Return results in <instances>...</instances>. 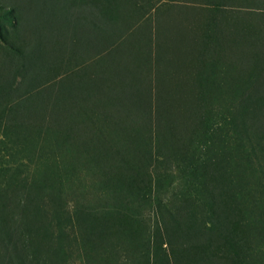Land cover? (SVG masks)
I'll return each mask as SVG.
<instances>
[{"label":"rangeland","instance_id":"374dc122","mask_svg":"<svg viewBox=\"0 0 264 264\" xmlns=\"http://www.w3.org/2000/svg\"><path fill=\"white\" fill-rule=\"evenodd\" d=\"M57 1L59 2V0ZM226 1L134 0L144 9L146 4L150 6V8H146V13L140 16L138 23L146 33L147 31L150 33L151 44L148 46L143 41L141 45H138L136 52L139 51L137 54L141 55L139 60H135V55L130 60L127 57L121 58L123 63L117 60L120 65L115 67L114 71L118 73L115 80L122 82L121 88L127 91L131 82H136L138 87L133 92L130 91L133 94L132 99L128 97V94L121 99L120 106L118 103L120 99L109 97L110 102L112 100L116 102V104L114 103L116 109L110 105L105 108L108 112V114L106 113L108 119H123V126H130L128 128L130 136L125 137L126 132L119 128L122 125H118L116 134L119 137H115L114 140L122 143L123 147L129 151L133 149L135 153L132 156L138 155L147 161L145 166L148 169L147 177H151V186L150 189L142 193L132 187L129 189L121 187L118 181L104 184L105 186L101 185L103 178L100 171L93 167V163L86 161L88 160L86 152L82 153L79 147H75L80 143L76 134L81 132L82 126L85 131L91 132L95 127L94 121L97 125L104 124V115L100 113L103 110L98 109L96 105L92 107L87 101L81 104L76 94L72 98H66L63 104L67 110L63 113L62 110L56 109L54 106L53 96L56 94L50 93L51 95H49L47 93L49 88L60 90L65 78L70 73H77L79 76L76 77L79 79L83 77L80 73L83 75L87 73L89 74L87 80L91 82L92 72L97 70L101 72L103 67L106 68L110 65L114 67V64H110L113 55L112 59L122 56L117 52L119 49L115 46L116 44L110 46L106 40L100 39L101 32L98 31L100 34L97 32V27L104 32L106 28L100 21L99 14L97 16L98 12L92 9L91 5H88L86 1L79 2V0L71 4L68 14H64L68 17L65 19L66 23H62L60 19L61 26L58 22L57 24H46V19L42 22L44 29L41 32L49 41L54 39L63 41L62 37H66L68 29H75L74 32L81 39L79 43L76 41L78 51L74 52L70 60H67L68 53L67 55L64 53V57L59 60L61 70L55 79L60 77V80L53 79L54 85H48L46 81L40 83L41 80H37V87L29 82L23 69L16 70L13 66L4 68V62L0 63V72H2L0 79L3 81L9 79L4 84L12 81L11 89L13 90L9 92V95L10 89L8 88L0 93V214L7 219V224L0 219V251L4 250V238H2L4 232L10 231L13 235L22 230L18 229V216L14 212V206L17 204L16 199L19 200V198L23 200L21 203H24L25 193L30 192V185L33 183L36 184V189L40 188L37 192L41 193L39 195L36 191H31V193L37 194L39 199L35 201V204L32 203L33 209L30 217L32 214L34 215L35 223H32V218H30V223L27 226L30 233L26 231L24 240L25 244L31 245L33 254L29 258L34 257L37 261L35 264H135L133 255H137L138 251L134 253L133 246H129L132 242H129L124 233L117 235L118 229L115 224H124L123 226L128 229L126 215H129L131 217L129 231H132L135 222L137 230L143 229L144 233L149 236L148 248L151 256L153 235L151 236L150 233L152 234L155 225L160 224L163 220H170L172 217H176L177 220L184 211L180 209L181 203L188 204L190 211L200 205V203L196 204L199 183L190 176L185 160L183 161L185 167L181 168L182 157L179 153L190 148L202 147L204 144L209 149L213 148L212 140L207 141L209 139L201 137V134L206 130L205 115L208 117L210 115L211 121L213 118L221 116V118L229 120V125L234 119L238 122L235 124L237 127L239 120L234 114L239 108L237 105L240 99L254 100L264 96V69L256 71L253 76L247 75L245 82L240 87L241 91L238 89L239 83L237 85V79H235L239 65L251 63L253 57L250 55L252 54L258 55L259 58L256 60L261 68L264 67V40L254 42L251 35L254 30L259 28L264 31V0ZM52 3L53 0H0V5L6 6L3 12H11L12 10L9 9L16 5L21 14L24 13L23 11L27 13L36 11L34 5L41 11L39 5L44 10ZM4 13L0 14V31H2L0 33V48L4 49L3 52L13 56L14 52L12 54L6 42H9L8 33L12 32L13 23L16 24V20L13 18V12L10 14L11 23L2 19ZM27 13L24 14L27 15ZM90 14L94 16L90 17ZM225 17H232L231 20L236 22L238 20V26L235 28L245 29L247 27L246 29L250 31L251 44L246 45L244 41L237 44L239 51L245 49L248 52L250 47L252 49L250 54L245 51L239 54L237 50V53H232L229 50H233L230 47L234 45L231 44L230 47H226L224 55L219 60L215 54V57L209 54L210 50L204 44H198L196 50L194 47L182 50L185 48L183 47L176 53L169 54L168 58L161 54L160 59L155 60L157 55L155 44L158 41L162 40L165 43V47L164 44L162 45L165 52L167 47L173 49L175 43L170 44L173 42L171 38L176 32L175 28L184 29L185 24L190 22L193 27L189 26V28L193 29L197 27L194 26L200 20L201 23L205 22L200 25L201 31L219 33L224 26H228V19ZM249 22L254 26H251ZM179 23L182 25L178 26ZM205 24L208 26L206 27ZM90 25L93 27L95 25L96 28H89ZM158 27L164 32V35L158 33ZM20 29L18 30L20 31ZM261 33L264 34V32ZM1 34L4 35L5 40ZM200 38L206 40L202 34ZM69 44L73 46L72 40L69 41ZM184 52L188 55L186 58L182 56ZM178 54L181 55L180 58H178ZM226 55L229 58H226ZM167 59H171L170 64L165 61ZM0 61H2V56H0ZM124 62L128 63L124 64ZM248 76L249 80H247ZM76 77L75 79H77ZM231 80L235 81V91L231 88ZM75 82L77 81L73 79L72 85ZM28 83L33 86L28 88ZM51 85L53 86L51 87ZM68 89H72V87H68ZM40 90L42 95L37 96L35 93ZM82 91L86 93H83L82 97L85 100L89 97L93 103L95 102L94 98L101 100L103 97L93 95L91 91H95L94 89L87 88ZM185 94L186 100L184 102L179 100L183 99ZM2 97L4 100L1 99ZM141 98H147L149 104L141 107V103L137 101ZM159 99L162 102L157 105ZM195 100H197V104L193 102ZM188 104H191L202 118L204 116V121L199 120L201 123L199 129L194 130L198 132L199 137L189 130L182 136L181 141L179 139L178 143L176 134L182 130L179 135L181 136L183 129L192 126L190 123L192 116L184 109ZM15 106L18 108H14ZM156 107L160 108L158 113ZM77 113L79 114L77 115ZM84 120L87 122L82 125ZM244 122L251 125L252 133L258 131L257 134L261 136V129L264 131V117L253 120L245 116ZM217 125H220L218 120L213 121L211 130L215 129ZM106 126L107 124L102 127ZM228 127L225 132L227 136L231 135ZM34 129L37 130L36 138H32ZM148 130L155 137L150 142L147 139L146 132ZM156 130H158L157 135L160 138L166 137L167 140L156 138ZM62 131L70 132L71 137L68 140L64 139ZM214 133L216 132L205 134L207 137ZM134 135L140 137L137 138L140 141L139 144L135 142ZM16 137L22 141L21 144L17 142ZM30 137L34 147L29 145L25 146L27 148L25 149L23 141L26 139L28 141ZM171 144L172 149L168 147ZM135 145L142 150L145 149L150 157H144L143 151L136 153ZM156 172H160V176H162L160 180L165 177L170 180L159 186L160 189H157L153 182ZM17 178L23 180L13 183ZM147 184L148 181L140 183L138 186L142 187ZM113 185L115 187H112ZM52 192L55 194L51 195ZM177 208L179 211L176 213ZM202 208H204L202 213L205 214L206 205ZM81 210L84 213L88 211L90 214L91 212H100L99 215L102 219L98 218V224L94 226L90 222L91 219L84 217ZM159 211H163V213L160 214ZM59 214H62L61 217L64 219L57 222L56 217H60ZM11 216H13L12 220L16 221L15 223L8 220ZM205 218L199 212L197 215L191 216L194 221L198 220L197 225L201 224V228L205 224L203 222ZM35 230L36 234L31 232ZM164 232L160 228V234L164 235ZM45 234L47 237H44ZM18 237L14 235L11 240H19ZM160 239L161 248L166 250L165 237ZM4 257H7V254H4ZM16 259L18 262L15 261ZM19 260L21 257L16 256L12 258V263L20 264ZM1 261L6 262L5 258H1Z\"/></svg>","mask_w":264,"mask_h":264},{"label":"trees","instance_id":"16d2710c","mask_svg":"<svg viewBox=\"0 0 264 264\" xmlns=\"http://www.w3.org/2000/svg\"><path fill=\"white\" fill-rule=\"evenodd\" d=\"M82 1H86L88 5H91L92 9L98 12L96 14L97 16L99 14V19L106 28L104 32L97 27V32H101V34L98 32L100 34V39L106 40L110 46L116 44L115 46L119 49L117 52L122 56L120 58L116 56L117 59H112L114 58L113 55L110 64H114V67L110 65L106 68L103 67L101 72H98V70L92 72L94 78L92 77L91 82L87 80L89 74L85 73V75H83L80 73L83 77L80 76L81 79H79L76 77L79 75L74 72L75 74L70 73V75L65 78L60 90L49 88L47 93L49 95L52 93L56 94L53 96L54 106L56 109L59 108L62 110L63 113L67 110V107L63 104L66 98H72L76 94L81 104L87 101L92 107L96 105L98 109L104 111L100 112L104 115V124L102 126L105 124H107V126L102 127L101 124L97 125L94 121L95 127L93 129L91 126V129H93L91 132L85 131L82 126L81 132L75 133L76 137L80 139V143L75 147H79L82 153L86 152V157L88 158L86 161L88 163H93V167L100 171L103 178L101 185L105 186L104 184H111V182L118 181L120 183L119 186L121 185V187L126 189L132 187L133 189H137L139 193H142L150 189L151 186V177H147L148 169L145 166L147 161L141 156H132L135 153L133 149L129 151V149L123 147L122 143L114 140L115 137H119L116 134L118 125H122V127L119 126V128L126 132L125 137L130 136V130H128L130 126H123V119H108L106 116V113L108 114L106 108L110 105L114 106L116 109V102L113 100L110 102L109 97L112 99H120L118 101L120 106L121 99L127 94L128 97L132 99L133 94L130 91L133 92V90L138 87L136 82H131L127 87V91H125L121 88L122 82L115 80L118 73L114 70L117 65H120L118 61L123 63L121 58L127 57L130 60L131 58L133 59L135 55V60H139L141 55L137 54L139 51L136 52V49L138 50L137 47L141 45V42L145 41L148 46L151 44L150 33L148 31L146 33L138 23L140 16L144 15L146 13V8H150V6L146 4L144 9L134 2V0H79V2ZM74 2H78V0H59V2L53 0V3L44 10H42V6L39 5L41 11L34 5L36 11L32 13L23 11L27 13V15L24 13L21 14L18 8H16V5L9 9L12 10L11 12L4 11L6 12L4 13L3 10L6 6L1 4L0 14L4 13L2 19L8 20L11 23L10 14L13 12V18L16 20V24L13 23L14 27L12 32L8 33L9 36L7 38L9 42H6L8 43L7 46L10 48L7 47V49L11 50L12 54L14 52L13 56L3 52L4 49L2 50V48H0V56H2V61H0V63L4 62V68L13 66L16 70L18 68L23 69L24 75L26 74L29 78V82L37 87V80H41L40 83L46 81L48 85H54L55 82L53 79L60 74L59 71L61 70L59 60L61 57H64V53L66 55L68 53L67 60H70L74 52L78 51L76 44L77 42L79 43L81 39L78 38L74 32L75 29H68L66 31V37H62V39H64L63 41H60V39L49 41L42 33L44 29L42 22L46 19V24H57L58 22L59 26L62 25L61 21L62 23H66L65 19L68 17L64 14H68V10H70L69 7L71 4H74ZM92 16L94 15L90 14V17ZM231 18L232 17H225V19H228V26H224V28L221 29L223 36L221 31H219V33H206V30L201 31L200 25L205 22L201 23L200 20V23L198 22L195 24L194 27L197 26L196 28H189L192 24L190 25V22H187V24L184 23V29L175 28L177 33L173 29L175 34L172 35L171 41L173 42L170 45L175 43L176 46L174 45L173 49L172 47H167L165 52V43L162 40H160L161 42L158 41L155 44L157 53L155 60L160 59L161 54L166 55V58H168L170 57L169 54L176 53L178 49L183 47L185 48L182 50H187L189 47H194L196 50L198 44H204L206 48L210 50L209 54L212 56L215 54L216 58L219 60L221 56L224 55L226 47H230L231 44L234 45L230 47L233 50H229L232 53H237L238 51L240 54L245 51V53L250 54L252 51L250 47L248 52L245 49L239 51V46L237 47V44L243 41L246 42V45L251 44L249 36L250 31L246 29L247 27H245V29L239 27L238 31V29L235 28V26H238V20L236 22L231 20ZM84 20L86 19L84 18ZM206 24L205 26L207 27L208 25ZM249 24L254 26L250 22ZM181 25V23L178 24V26ZM91 27L96 28L95 25L94 27L90 25L89 28ZM233 27L234 29H232ZM18 29H20V31ZM261 29L262 28H259L258 30H254L253 34L251 33L254 42L257 40H264V34L261 33L264 31ZM157 31L159 34L164 35V32L161 31L159 27ZM0 33H2V31H0ZM201 34L206 37V40L200 38ZM1 37L5 40L3 34H1ZM70 40H72L73 46L69 44ZM163 44L164 47H162ZM254 55H250V57H253L251 63L240 64L238 67L235 79H237V85L239 83V90L242 83L245 82V77L247 75L253 76L256 71L264 69V67H260L256 60L259 58L258 55ZM178 56V58L181 57L180 54H178ZM182 56L186 58L188 55L184 52ZM227 57L228 55H226V58ZM244 60L247 61V59ZM165 61L170 64L171 59ZM128 62H124V64ZM135 65H137V63H135ZM99 66H101V63H99ZM135 67L137 68V66ZM1 74L2 72H0V76ZM249 76L247 80H249ZM75 77L77 79H75ZM73 79L77 81L74 85H72ZM8 80L9 79H5L3 81L0 79V93H3V90L7 88L10 89L8 95L10 94L9 92L13 91L11 89L12 81L4 84V82ZM55 80H60V77ZM232 80L231 88L235 91V81ZM87 81L88 83H86ZM30 83L27 84L28 88L33 86L30 85ZM53 85H51V87ZM68 87H72V89H68ZM87 88L94 89L95 91H91L93 95L103 96L102 99L99 100L98 98H94V103L89 97L85 100L82 96L86 93L82 90ZM41 93L40 90L35 94L39 96L42 95ZM122 94L124 95L122 96ZM186 94L184 98L181 97L183 99L179 100L184 102L186 100ZM1 99L4 100L3 97ZM54 99L56 100L54 101ZM248 99L249 98L240 99L237 105L239 108L234 114L238 117L237 120H239L237 127L235 124L238 122L234 119L231 120L229 125V120L221 118V116L220 118H213L212 116L213 121L216 122L218 120L220 125H217L215 129L211 130L213 121L210 120V115L209 117L205 115L207 119L205 133H216H214V135L209 134L207 137L206 134L203 133L201 137L209 139L207 141L212 140V149H209L204 144L202 147L190 148L179 153L182 157L180 163L181 168L185 167L183 164L185 160L190 176L194 177L199 183L196 204L200 203V205L195 206L194 210L190 211L188 204L181 203L180 209L184 211L177 220L176 217H172L170 220H163L160 224L157 223L155 225L152 234L150 233L151 236L153 235L151 256L148 248L150 244L149 236L144 233L143 229L138 231L135 227V222L132 231H129L131 224V217L129 215H126L128 229L123 226L124 224H115V227L118 229L117 235L124 233L129 239V242H132L129 246H133V251L135 250L134 253L138 251L136 253L137 255H133L135 264H170V262H172V264H264V131L261 129V136L257 134L258 131L252 133L250 131L251 129L253 130L251 125H248L247 122L245 124L244 122L245 116L253 120L264 117V96L257 97L254 100ZM137 101L141 103V107H145L149 104L147 98L137 99ZM161 102L162 100L159 99L157 105H160ZM193 102L197 104V100ZM27 104L29 105V103ZM169 105L171 106L170 102ZM185 107L184 109L190 112L192 116L190 121L192 126L191 128L183 129V134L181 136L179 135L182 133V130L177 133L178 135L176 134V136H178V143L179 139L181 141L182 136L188 133L189 130H191V132L193 131L192 134L199 137L198 132L194 130L199 129V125L201 124L199 120L204 121V116L202 118L199 113L197 114V110L192 107L191 104ZM14 108L18 107L15 106ZM159 109V107H156L157 113ZM78 114L79 113H77V115ZM86 122L87 121L84 120L82 125ZM227 127L228 130L231 131V135L229 136L225 135ZM208 128H210L211 131L208 130ZM70 131L72 132L71 129ZM36 133L37 130L34 129L32 138H36ZM69 133L70 132H63V138L68 140L71 137ZM146 133L149 142L152 138H155L150 130ZM157 134L158 130H156V138L163 141L167 140L166 137L160 138ZM134 137L135 142L139 144L140 141L137 140V138L140 137L136 135H134ZM32 138L30 137L28 141L27 139L23 141V147L25 149H27L26 147L29 145L34 147ZM16 140L20 144L22 143V141H19L18 137H16ZM134 147L137 148L136 153H141L143 151L144 157H150L145 149L142 150L138 148L137 145ZM168 147L172 149V144ZM184 149H186V147H184ZM160 175V172H156L153 179L154 186H156L157 189H160L159 186L164 185V182L168 180L167 177L160 180L162 177ZM19 180L23 179L17 178L13 183ZM147 181V185H143L142 187L138 186V184ZM112 187L115 186L113 185ZM23 189L25 190L26 188ZM39 190L40 188L36 189V184L33 183L30 185V192L25 193L26 197L24 203H21L23 200L20 198L19 200L16 199L17 204L14 206L16 211L14 210V212L18 216V229L22 230L15 232L13 235L10 231L2 234V238H4V250H1L2 252L0 251V256L2 259L5 258L6 262L4 263L0 258V264H13L12 258L16 256L21 257V260H19L21 261L20 264H35L37 262L34 257L29 258V256L33 254V251L32 248H30L31 245L25 244L24 236H26V231L29 232L27 226L30 223V218H32L31 222L35 223L34 215L32 214V217H30V215L33 209L32 203L35 204V201L39 199V196L31 193V191H36V193H38L37 191ZM181 192H183V190H181ZM40 193L38 194L40 195ZM54 194V192L51 193V195ZM54 203L57 204L56 201H54ZM205 205L207 211H205L206 213L204 214L202 213L204 209L202 207H205ZM167 206L169 207V205ZM177 211H179L178 208L176 209V213ZM81 212L84 217L89 218V220L91 219L90 222L94 226L98 224L99 219H102L99 215L100 212H91V214L88 211L84 213L81 210ZM197 212L201 213L203 217H206L203 219L206 225L203 224L204 226L202 228L201 224L197 225L198 220L194 221L191 219V216L194 214L197 215ZM159 213L162 214L163 211H159ZM61 215L59 214L60 217H56L57 222L64 219ZM0 219L4 220L7 224L5 216L0 214ZM12 219L13 216L8 220L15 223L16 221ZM66 219L68 220V217ZM160 228L165 231L164 235L160 234ZM31 232L34 234L37 233L36 230ZM14 235L19 236V240H11ZM163 236L167 242L166 250L162 249L160 246V238ZM44 237H47V235L45 234ZM4 254H7V257H4ZM163 259L164 261H162ZM15 261L18 262L17 259Z\"/></svg>","mask_w":264,"mask_h":264}]
</instances>
